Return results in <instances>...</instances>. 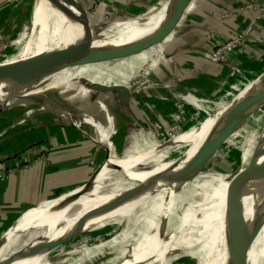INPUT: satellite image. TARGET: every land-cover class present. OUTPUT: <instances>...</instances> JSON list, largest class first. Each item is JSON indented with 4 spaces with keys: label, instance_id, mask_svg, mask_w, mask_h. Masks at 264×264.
Returning a JSON list of instances; mask_svg holds the SVG:
<instances>
[{
    "label": "bare ground",
    "instance_id": "1",
    "mask_svg": "<svg viewBox=\"0 0 264 264\" xmlns=\"http://www.w3.org/2000/svg\"><path fill=\"white\" fill-rule=\"evenodd\" d=\"M172 1L168 0L156 10L139 18L116 20L115 23H103L104 25H96V27L92 25L93 17L90 16V24L95 28L94 32L99 34L97 46L134 43L138 36L147 32L149 27L161 22L170 6L179 0L174 4ZM35 2L34 30L32 29L31 36L18 52L8 57L0 67L16 62L20 58H28L79 40L80 14L70 6L68 0H36ZM125 20L131 22L129 26L123 23ZM112 32L120 33V36L114 40H100L101 37L108 38ZM83 80L87 79L78 74L77 68H63L62 71L46 78L42 77L18 85H2L0 105L23 106V103H27L25 99L33 93H45L57 86H64L63 89L68 91L75 87L90 93L89 89L82 85ZM91 83L93 82L90 81ZM108 95L115 99L113 94ZM263 98L264 77L253 82L251 80L241 87L232 104L226 106L219 103L212 104L215 113L207 111L208 114L211 113L212 123L202 131L224 129L226 124L236 121L235 118L244 112L246 115L235 125V128H238L248 120L247 116L257 105L258 110L264 107ZM254 102H257V105L253 108L251 105ZM251 139L264 140L261 137ZM218 143L213 144L205 156L199 158L197 156L194 164L191 165L192 169H195L194 165L201 158L208 157L209 152ZM260 143L262 146L260 152L263 154L264 141ZM151 146L155 150L149 153L140 149L114 155L119 162L117 170H123L124 173V177L112 184L117 192H100L103 188L102 179H99L75 193L27 212L15 229L12 228L13 232H10L11 229L5 236L0 248V261L11 255L8 253L9 250L23 240L30 227H34L37 231L34 234L36 237L38 231L45 229L46 232L39 238L35 237L33 250L27 249V254L17 256L12 264H44L54 243L81 235L106 220L125 218L146 221L149 225L128 232L124 234L125 237H118L102 246L105 248L109 245L130 244L129 254L119 264H171L183 255L189 258L195 254L197 257H204V264H232L238 253L246 252V249L241 233L236 237L233 235L235 219L231 212L237 208L236 213L240 214L244 208L246 219L248 218L250 204L264 176V166L254 168L253 180L250 181L249 178L250 182H240L241 178L246 180L249 177L246 169H240L235 176L218 171L197 170L202 174L211 175V177L200 176L180 169L198 151L180 160L182 162L179 167L176 162L164 156L167 147H162L158 143ZM115 172H110L104 179ZM234 193H237L235 197L242 199L243 207L237 206L239 203L237 200L235 203L230 201ZM261 231L257 241L262 242L264 253V228ZM249 259L250 264H256L253 256H249Z\"/></svg>",
    "mask_w": 264,
    "mask_h": 264
},
{
    "label": "crops",
    "instance_id": "2",
    "mask_svg": "<svg viewBox=\"0 0 264 264\" xmlns=\"http://www.w3.org/2000/svg\"><path fill=\"white\" fill-rule=\"evenodd\" d=\"M28 1L0 0V14L7 11L8 13H13L12 17H14L19 11L27 9ZM92 1H87L89 6H91L90 2L92 3ZM153 1L156 2V0H126L120 6L123 11L133 16V18L125 19H135L156 10L168 0H160L157 6L151 8L150 5H152ZM203 1L208 4V0H194L189 5L186 13L183 14L182 22L177 26L176 32L167 40L163 47L155 46L147 53L133 58L119 59L116 62L94 63L77 67L78 74L84 79L105 85L134 86L138 96L142 95L141 93H145L144 95H147L145 99H139L132 104L131 110H133L135 118L129 117L127 113L119 111L118 108L116 111L109 112L107 103L109 98H113L112 96L89 93L75 87L69 90L72 93L68 91L66 100L72 102V100H76L77 96L81 97L84 106L88 105L91 108L97 106L100 111L96 109L94 113L99 117L98 122H93L88 115H81L76 118L74 114L73 117L71 116V121H67L46 112H26V107H13L0 114V162L12 161L9 163L11 164L9 168L14 169L6 175V178L0 179V243L18 223L24 212L41 207L47 202L55 201L62 195L89 183L97 170H104L106 166L103 167V165L110 152L119 154L124 151H139L141 149V151L144 150V152L149 153L155 150L151 145L158 143L162 147H167L164 156L173 160L170 157L171 153H181L180 151L183 147L187 148L185 152L186 158L200 149L207 138L206 133L187 134L186 132H179L182 134L176 137L172 136L171 141L164 136V131L166 132L168 128L172 132V129H178L177 126H180L183 131L189 128L190 130L187 132H191L203 126L205 118L209 119L208 116L204 117L203 115V121L197 124L194 121L188 122L187 114L180 111L175 114L173 121L171 122L170 120L169 123L165 119L170 117L169 113L171 111L169 108L171 107L175 110L171 99H177L179 102L187 101L189 105L191 102L198 104L202 99H205L204 102L210 101L207 104L209 108L212 106V102L225 105L228 99L233 98L234 95L237 96L244 84L251 80L253 82L260 73L264 72V59L261 58V61V59H255L254 57L253 64L249 65L247 63L245 65L248 68L242 71L243 76H235V73H233V77L227 79L225 85L219 86L214 83L220 79V73L217 70L220 69L221 65L203 56L198 57V53L200 54L198 51L200 49L202 51L205 50L203 48L206 44L199 41L196 25L195 27H190L191 30L189 32L187 27L184 28L181 35L179 34V30L185 27L186 22L191 23L192 20L191 24H193L197 18H203L199 15L202 14L199 6L204 4ZM232 4L234 6L233 0ZM144 5L149 7L148 11L144 15H140L147 9V7L144 8ZM195 5L198 6L194 12ZM224 5L228 6L230 4L227 5L225 3ZM101 10L102 8L94 14L95 23L101 21ZM25 11V14L29 15L27 10ZM251 14L246 13V18L250 17ZM31 15H33V11ZM11 19L14 18H0V39L6 32V27L11 24ZM94 21L92 22L94 23ZM196 23L198 24V22ZM249 24L250 20L246 21L244 19L241 23L243 27L245 26L244 29ZM212 25L216 26L220 32L224 29H226V32L227 30L230 33L233 32L220 23ZM201 27L205 28L204 26ZM261 31L263 30L258 27L255 29V34ZM183 33L186 34L182 35ZM150 42V39H148L147 43ZM123 45L139 47L138 43H126L108 46L100 50L112 49L116 52L123 51V54H127L120 47ZM165 55H172L173 58L166 60ZM5 56L6 54L3 53L0 63L2 60L4 61ZM198 65L206 66L208 72L203 76L192 75L193 77L191 79L188 78L187 82H184L182 78L180 79L179 75H184L183 70L196 69ZM141 67L143 68L140 69ZM139 69L153 74L152 79L148 78L145 85H140L137 81ZM213 70L214 72H210ZM227 70L225 71L226 74ZM222 74L223 71L221 72ZM150 90L151 93L149 92ZM77 91L85 93L80 95L79 93L77 94ZM196 91H202V97L198 98ZM96 99L99 100L96 101ZM154 107L161 117L160 124L163 126V130L160 125H155L154 114L151 112ZM139 108L145 109V112L147 111V119L139 118V115H141L140 111H138ZM161 108L166 111H160L162 110ZM67 111L72 110L67 108ZM89 114L91 115V113ZM182 120L183 122L181 123ZM92 123H95V125ZM101 135H104L103 138ZM27 152L29 167H13V165H20V156ZM219 156L222 155L220 154ZM113 157L115 156H111L109 160ZM183 158L180 160H183ZM206 166L207 164L203 165L202 169ZM58 248L47 256L49 264H54L53 255Z\"/></svg>",
    "mask_w": 264,
    "mask_h": 264
},
{
    "label": "rangeland",
    "instance_id": "3",
    "mask_svg": "<svg viewBox=\"0 0 264 264\" xmlns=\"http://www.w3.org/2000/svg\"><path fill=\"white\" fill-rule=\"evenodd\" d=\"M159 1L160 0H156V2L153 1L155 3L152 2V5H150V7L153 8L154 6H157L159 4ZM235 1L241 2L243 4L233 6L232 0H221V1L220 0H208V4H209L208 5L206 4L207 2L203 1L204 4L202 6L201 5L199 6L200 7L199 10L202 11L201 12L202 14H199V15L202 16L203 18L202 19L197 18L193 22V24H191L192 20H191V23L186 22V25L184 23L185 27H182L179 30V34L181 35V33L184 31V28L187 27V30L189 32L191 30L190 27H195L196 25V31L198 34L199 41L201 43L203 42L206 44L205 47L203 48L205 50L202 51V49H200L198 51L200 52V54L198 53V57L203 56L204 58H208L207 55H209L210 50L211 49L213 50L216 45L227 42L233 39L235 36L239 35V33L243 31L245 27L241 25L243 19L246 21L250 20L249 25L255 23L256 28L260 27V29L263 30L258 33L256 32V34L253 35V37L250 40L246 41L244 46L238 49L233 54V56L230 58L231 61L228 60L227 62H224V64H220L221 65L220 69L217 70V72L220 73V79L219 81L214 82L216 83V85L218 84L219 86L225 85L227 83V79L233 77V73L237 71L242 72V71L247 70L248 67H246L245 65L247 63L249 65L253 64L254 57L255 59L256 58L264 59V0H262L263 2L261 4H260L261 0H233L234 3ZM122 2H126V0H93L92 3L90 2V5H91L89 6L91 9L90 16L93 17V21L95 20L94 14H96L102 8L101 21L99 20L100 22H97V23H95V21L94 23L91 22L92 25L96 26V25H101L103 23L104 24L109 23V21H111V19L114 17L117 10L120 12L117 17L123 18L122 16L124 15L133 17L129 13H126L125 11H123V8L120 6ZM28 3L29 4L26 7L27 9H23L19 11L18 14L15 15L14 17H12L13 13H8L7 11H5V13L3 12L0 14V15H3V16H0V18L1 17L14 18V19H11V24L6 27V32L4 33V35H2L0 39V58L2 57L3 53L6 54V56L4 57L5 58L4 61L2 60L1 63H4L6 59L10 57L11 55L16 54L19 48L23 44L26 43V41L31 36L32 31L34 30L33 29L34 28L33 27L34 15H31V12L32 11L34 12L33 8L35 7L36 2L35 0H29ZM225 3L227 5L228 4L230 5L225 6L224 5ZM197 6L198 5H195L194 12L196 11ZM146 7L147 9L144 13H147L148 11L149 7L144 5V8ZM25 10H27V13H29V15L25 14L26 12ZM246 13H252L253 15L251 14L250 17L248 16V18H246L247 17ZM196 22H198V24ZM215 22L220 23L227 29H231L233 32L230 33L229 30H227L226 32V29H224L222 32L218 31L216 26L212 25V24H216ZM123 23H127L126 26H129L131 22H127L126 20V21H123ZM200 25L204 26L205 28L201 27ZM123 26L125 25L123 24ZM185 34L186 33H183L182 35H185ZM174 53L176 52L174 51ZM142 68L143 67H141L140 69ZM249 68L251 69V67ZM140 69L138 70L140 72H139L137 81L140 85H145L148 78L152 79L153 74L148 73L149 71H143V70L141 71ZM226 69H228L227 74L225 73ZM222 71H223V74L221 75ZM207 72H208V69L206 66L198 65L196 69L190 68L188 70H183L184 75L180 74L179 76H180V79L182 78L184 82H187V80L193 77L192 75L203 76ZM210 72H214V70ZM240 74L243 76V72ZM240 74L235 73V76H240ZM263 77H264V72L260 73L258 77L256 78V80L258 79L261 80ZM63 87L57 86L56 88L52 90L55 93L60 94V98L56 97L57 99H55L53 96L54 92L49 93L50 98L52 99L53 103L57 105V107L65 106L69 108L70 110H72L76 118H79L83 114L88 115V113H92L95 109H98L97 106L92 107L93 109H91L89 106H84L83 105L84 102L81 99V97H77V96H76V100L74 99L72 100V102H66L68 90L63 89ZM188 88H191V87H188ZM149 92L151 93V90ZM196 92H197L196 94L198 98L202 97L201 96L203 95L202 91L201 92L196 91ZM82 93L83 92L80 91L79 94L83 95L85 92L83 94ZM141 94L142 95H140V97L142 99L140 100H143L147 95L145 96L144 95L145 93H141ZM236 97L237 96L234 95L233 98L231 97V99H228V101L225 103V106L232 104L234 100L236 99ZM204 100L205 99H202L201 102L198 104L195 102H191L192 105L190 104L191 105L190 106L187 103V101L179 102L177 99H173V98L171 99V101H173L174 103L173 105H174L175 110H173L171 107L169 108L171 111V113H169L170 117L165 118L166 120H168L169 123H170V120L171 122L173 121L175 114H177L180 111L182 113L187 114V117L189 118L188 122L194 121L197 124L198 122L203 121V115L204 117L208 116L209 119L205 118L204 119L205 122L203 126L198 127L194 131H191V132H187L190 130L189 128L183 131V129L180 126H177L178 129H172V132H171V129L168 128L166 132L164 131V136L167 138V140L171 141L172 136L176 137L182 134L179 132H183V133L186 132L187 134H190L192 132L194 133L197 132V133H206V137L209 134H211L213 136L212 137L213 140L216 138L215 136L218 135L217 139L214 140L213 144L220 142L219 133L222 132L223 128H221V130L214 129L212 131L211 130H206L205 132L202 131L204 128L209 127V125L212 123V118H211L212 116L208 114L207 111H213V114L215 113V111L212 110L213 106H211L210 108L207 106V104L210 101L204 102ZM212 103L216 104V102H212ZM25 105H26L25 109H27L26 112L34 109L33 107H31L32 106L31 103H26ZM107 105L111 109V110L109 109V112L116 111L118 108L117 105L113 101H108ZM161 109L162 110L160 111H163V112L166 111L164 108H161ZM98 110L100 111V109ZM138 111H140L141 113V115H139V118L147 119L148 116L146 115L147 111L145 112V109L139 108ZM151 112L152 114H154L153 119H154L155 125L158 124L162 128L163 126L160 124L161 117L159 116V113L155 109V107L151 109ZM125 113L123 114L126 115ZM127 115L129 117L135 118L133 110L131 109L127 111ZM150 117H151V114H150ZM182 122L183 120L181 121V123ZM164 126H165V123H164ZM239 128L241 129L235 132V134L228 139L226 146H224L220 150V152L217 154L218 156L213 158V160L210 162L209 166L206 168V169H209L207 171H211V172L218 171L220 173H227L228 175H231L234 172H236L240 167L241 169H247L249 167L251 168L252 165L250 164V162H251V159L253 158H256L255 160H256L257 165L255 168L264 166V155H263L264 152L263 154L260 152V148L262 147L260 142L263 143L264 140L263 139H258V140L251 139L252 137L264 138V107L254 112L249 118V120L243 122V124L239 126L237 129ZM167 135L169 136L167 137ZM186 150L187 148L183 147L182 150L180 151L181 153H176V152L171 153L170 155L171 159H173L174 162L179 161L180 158L181 157L183 158V156L186 154L185 153ZM220 154L222 156H219ZM198 155L199 154H196V155L194 154L190 158V161L187 162V164H185V166H183V168H180V169L188 171L189 173H192V174L211 177V175L209 174H202L201 172H198L197 169L196 170L192 169L191 165L194 164ZM199 156H205V154L201 153ZM180 163L178 165L179 167H180ZM118 165H119V162L117 160V157L115 156L111 160L108 161L104 170L101 171L100 174L97 176L98 178L96 177L97 178L96 180L102 179L101 187L103 189L100 192L102 193L117 192V189L114 188L112 184L115 181L124 177L123 170H119L120 172L116 171ZM113 171H116V172L113 175H110L108 178L104 179L106 175H108L110 172H113ZM17 224L14 226L13 229H15ZM148 225H149V222L142 221V220H134V219L113 218V219L106 220L103 224L92 228L90 232L84 233L83 235H80L77 238L69 242H64L63 244H61L58 248L59 250L58 249H57L58 251L56 250L57 253L55 252V254L53 255L54 264H119L122 261V259L129 254L130 244L125 243V244H122L121 246L109 245V246H105V248H103L102 246L106 244L107 242L114 241L118 237H121V236L125 237L124 234L128 232H132L134 230L140 229L141 227L144 228ZM13 229L10 232H13ZM36 232L37 231L34 230V227H30L26 231V234L23 240H21L19 243L14 245L9 250V252L8 251L6 252H8L9 254H14V253L16 254L22 250H27L28 249L27 245L32 243L33 240L36 239L37 237L39 238L44 232H46V230L42 229L38 231L39 233L37 237L34 235ZM247 257H248L247 255L242 254L241 256L238 257L237 261L240 264H250L249 258ZM199 262H201L200 264H204L203 263L204 257H199V256L197 257L195 254V256H189V258L188 256L186 257L185 255H183L181 256V258L177 259L171 264H197ZM44 264H49L48 258Z\"/></svg>",
    "mask_w": 264,
    "mask_h": 264
},
{
    "label": "water",
    "instance_id": "4",
    "mask_svg": "<svg viewBox=\"0 0 264 264\" xmlns=\"http://www.w3.org/2000/svg\"><path fill=\"white\" fill-rule=\"evenodd\" d=\"M70 3V6L79 12V30H80V37L79 40L76 42H72L70 44H64L63 46L57 47L55 49L47 50L44 52H41L39 54L30 56L28 58H20L16 62H13L11 64H7L0 67V86L6 85V84H15L18 85L20 83H24L30 80H36L42 77H49L51 75H54L60 71H62L63 68H77L81 66H87L94 63H109V62H116L117 60H123L127 58H133L136 56H139L141 54L147 53L149 50H151L155 46H161L163 47L164 44L167 42V40L176 32L177 26L182 22L183 20V14L186 13L187 8L194 0H179L177 3H175L176 0H173V6H170L169 11L167 12L166 16L163 18L161 22H158L156 25L151 26L148 28L147 32L141 36H138L134 43H138L139 47H134L132 45H123L120 46L121 49L127 52V54H123V51H114L112 49L108 50H100V47L97 46L98 43V33L94 32V29L90 24V7L87 4L88 0H68ZM150 11V10H149ZM120 12L116 11L114 17L109 21V23H115L116 20L119 19H125L129 18L130 16L124 15L123 18L117 17ZM189 13V12H188ZM145 13H141L140 15H144ZM133 18V17H131ZM115 19V20H114ZM113 21V22H112ZM96 27V26H95ZM120 33H114L112 32L108 38H102L100 40L106 39L108 40H114L118 38ZM150 39V43H147V40ZM172 55H165V59L169 60L172 59ZM220 64V63H217ZM82 85L89 89L90 92L93 93H99V94H113L116 98H109L108 101H113L119 111H129L132 107V104L137 102V100L142 99L140 96L137 95L136 88L132 86H121V85H110L107 86L105 84L101 83H91L88 80H83ZM50 92H54L52 90L46 91L45 93H33L31 96H29L27 99V103H31V107H33V110H30L29 112L33 111H40V112H46L51 115H54L58 118L71 121V116L73 117L72 111H67V107H57L56 104L53 103L52 99L49 96ZM80 93V91H77V94ZM56 94V95H55ZM53 96L55 99L56 97L60 98V94L53 93ZM63 97V96H62ZM143 97V96H142ZM145 99V98H144ZM99 99H96V101ZM264 101V98H263ZM70 102V101H66ZM26 103H23V106H15V107H25ZM59 105V104H58ZM257 105V102H254L251 106L254 108ZM107 107L110 109V107L107 105ZM13 107H7L4 104L0 105V114L4 113V111L10 110ZM91 108V107H90ZM93 109V108H91ZM248 110V109H246ZM258 110V105L254 108L253 112L250 113V116H247L246 119L249 120L251 115ZM87 115L83 114L82 116ZM92 115V116H91ZM91 115L88 113V116L92 119V121L98 122L99 117L97 116L94 111L91 113ZM105 115V113H104ZM244 115H246L244 112L239 114L235 119L236 121H231L229 124H226L222 132L219 133L220 136V142L213 147V150L209 152L208 157L205 159L199 160L193 168L197 170H202L203 165L207 166L204 168L206 169L208 167V163H210L213 158L216 157V155L220 152V150L226 146V143L228 139L235 134L240 129H236L235 125L238 124V120L241 119ZM95 125V123H92ZM104 135H101L103 138ZM213 136L209 134L205 141L202 143L200 149L198 150L197 154H205L208 152V150L213 146ZM125 152V151H124ZM123 152V153H124ZM122 154V153H119ZM113 155H118L116 153H109L108 158L106 159L103 167L106 166L109 159ZM198 155V158L201 157ZM186 158V156H183ZM182 158V157H181ZM180 158V159H181ZM183 158V159H184ZM256 158L251 159L250 164L252 165L251 168H247V172L249 177L241 178L240 182H250L252 177V172L254 171V168L256 167ZM182 161H176V163L179 165V163ZM175 163V164H176ZM241 167L234 172L232 175L235 176L239 171ZM120 169L116 170L118 172ZM101 171L97 170L95 173V176L93 179L87 183L86 185L70 192L65 195H62L58 199L62 197H66L67 195H70L72 193H75L76 191H79L80 189L90 185L96 180V177L99 175ZM250 178V181H249ZM234 193L230 197V201L235 203L239 202L237 206L239 208L243 207L242 199L235 197ZM230 202V203H231ZM48 203V202H47ZM34 209V208H33ZM236 209L232 213V216L234 215L235 224L233 225L232 231L234 232L233 235L236 237L238 233H241L242 241L244 244V247L246 249V252H239L237 257L233 259L232 264H240L237 259L242 254L253 256L255 258L256 264H264V253H263V245L262 242H258V238L261 234V230L264 228V176L262 177L259 187L257 189L256 195L254 200L250 204V211L249 216L246 219V213L244 211V208L242 209L243 212L240 214L236 213ZM32 210V209H30ZM30 210L23 213V215L20 217L18 222L23 218V216L29 212ZM238 214V216H237ZM91 229H89L84 233L90 232ZM227 234V231L225 235ZM79 235L66 239L61 242L54 243L51 250H55L57 247H59L64 242H69L75 238H77ZM3 242V241H2ZM2 242L0 243V248L2 247ZM34 244L30 243L28 244V249H34ZM50 246V244H49ZM26 250L20 251L18 254H11L4 260L0 261V264H12V262L15 260L17 256L26 255ZM247 255V256H248ZM248 256V258H249ZM250 260V259H249ZM237 261V262H236Z\"/></svg>",
    "mask_w": 264,
    "mask_h": 264
},
{
    "label": "built area",
    "instance_id": "5",
    "mask_svg": "<svg viewBox=\"0 0 264 264\" xmlns=\"http://www.w3.org/2000/svg\"><path fill=\"white\" fill-rule=\"evenodd\" d=\"M261 18V17H260ZM255 23L248 25L246 29H243L239 33V35L235 36L233 39L218 44L214 47V49L210 50L209 55H207L208 58H210L215 63L224 64V62H227L230 60V58L233 56V54L240 48H242L246 41L250 40L253 35H255ZM231 61V60H230ZM235 73L240 74L241 71H237ZM242 75H240L241 77ZM29 157L28 152L20 156V162L18 166L13 165V167L17 168H23V167H29ZM12 161H4L0 162V179L6 178V175L12 172L14 169L9 168V163Z\"/></svg>",
    "mask_w": 264,
    "mask_h": 264
},
{
    "label": "trees",
    "instance_id": "6",
    "mask_svg": "<svg viewBox=\"0 0 264 264\" xmlns=\"http://www.w3.org/2000/svg\"><path fill=\"white\" fill-rule=\"evenodd\" d=\"M263 1L261 0L260 1V4L262 3ZM243 3H241V2H237V1H235V3H234V6H237V5H242ZM167 43V42H166ZM238 153V152H237ZM217 170V169H216Z\"/></svg>",
    "mask_w": 264,
    "mask_h": 264
}]
</instances>
